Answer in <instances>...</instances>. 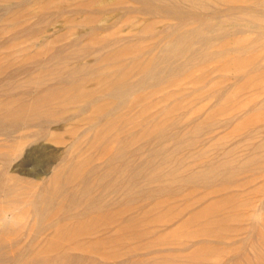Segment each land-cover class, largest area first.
I'll return each instance as SVG.
<instances>
[{
	"label": "rangeland",
	"instance_id": "rangeland-1",
	"mask_svg": "<svg viewBox=\"0 0 264 264\" xmlns=\"http://www.w3.org/2000/svg\"><path fill=\"white\" fill-rule=\"evenodd\" d=\"M151 2L0 0V210L28 217L0 229V264H264L247 220L264 201V56L235 50L254 36L235 20L207 41L219 3L185 18ZM174 30L193 51L163 60ZM115 75L133 88L103 86ZM226 159V181L200 176Z\"/></svg>",
	"mask_w": 264,
	"mask_h": 264
},
{
	"label": "bare ground",
	"instance_id": "bare-ground-1",
	"mask_svg": "<svg viewBox=\"0 0 264 264\" xmlns=\"http://www.w3.org/2000/svg\"><path fill=\"white\" fill-rule=\"evenodd\" d=\"M179 2H181L182 4H186L187 5L186 8H184L181 5V3L159 5V3H156L155 0H153V2H151V4L149 3L150 4L149 8H158L162 11L164 10L166 12V14L167 13H170V14L176 13L177 15L184 16L185 18H191V17L206 16V6L212 2L219 3V5L221 6L220 10L219 11L218 10H215V11L212 10L211 11V14H212L211 18L212 19L210 21L212 22L215 19H217L218 17H220L221 19L219 22L208 25V29H207L211 34H215V33H217V34H215V36H213L209 33V35L207 36L208 37L207 41L208 40L213 41L216 38V35H220V33L223 34L224 37L227 36V34H230L231 31H229V29H228L229 26H226V25H229L232 20H235V25H238L239 27H243V28L244 27L248 28L254 34V36L252 38L247 37V38L241 39L240 42L238 43L239 45L235 47V50L237 52H240L243 50V48L245 46H250L254 50H257L258 52H262V54L264 56V9L260 8V5L264 6V0H179ZM199 12L202 14H199ZM226 12H228V14H225ZM217 14H221V15H217ZM173 35H175L174 38H173ZM166 38H169V40L167 39V42L161 48L163 51V53H162V59L163 60H166L165 58L168 56L178 55V52H179V49H181V46L187 47L188 51L190 49L193 51V48L191 46L187 45V39H190V37L187 35V33H183L181 31L174 30V31H172V33L168 34L161 41L166 40ZM151 64H153V65H151V67L153 68L154 60H151ZM248 68H254V66L252 65L251 67H248ZM122 78L123 77L120 75H115L114 78L112 77L110 79L104 80L102 82V84L107 89H112L114 91H115L116 87L123 85L121 90L124 93V92H126L127 88H133L135 81H131V82H127V83H121ZM257 80H260V77L254 76L253 81L256 82ZM130 91H132V90H130ZM127 93H128V91H127ZM63 95H64L63 98L66 100H68L69 97L71 96L70 91H66V92L64 91ZM224 98H225V95H224ZM62 102H63V100H62ZM263 132H264V127L260 128L257 131V135H259L260 133H263ZM183 135H184V133H183ZM234 165L235 164H232L228 159L224 160V162H221V163L209 164L203 171H201L200 176L201 175H203V176H206V175L220 176L222 179H224L226 181V179L229 178L230 173H233V170L236 169V165L235 166ZM199 229L201 231H203L204 229H206V226L200 224ZM185 251H187V250H185ZM200 254H202V253H200ZM193 257L196 258L198 256H196V257L193 256ZM202 257H204V255ZM190 258L192 259V257H190ZM190 258H187V261ZM199 258H201V256H199Z\"/></svg>",
	"mask_w": 264,
	"mask_h": 264
},
{
	"label": "clouds",
	"instance_id": "clouds-1",
	"mask_svg": "<svg viewBox=\"0 0 264 264\" xmlns=\"http://www.w3.org/2000/svg\"><path fill=\"white\" fill-rule=\"evenodd\" d=\"M248 223L252 227L264 225V201L259 202L255 209L250 211L247 217ZM28 217L24 214L23 205L10 207L7 210H0V229H18L26 226Z\"/></svg>",
	"mask_w": 264,
	"mask_h": 264
}]
</instances>
